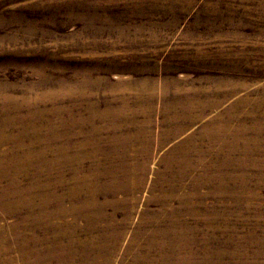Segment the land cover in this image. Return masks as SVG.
Listing matches in <instances>:
<instances>
[{"label":"rangeland","instance_id":"rangeland-1","mask_svg":"<svg viewBox=\"0 0 264 264\" xmlns=\"http://www.w3.org/2000/svg\"><path fill=\"white\" fill-rule=\"evenodd\" d=\"M0 264H264V0H0Z\"/></svg>","mask_w":264,"mask_h":264},{"label":"bare ground","instance_id":"bare-ground-1","mask_svg":"<svg viewBox=\"0 0 264 264\" xmlns=\"http://www.w3.org/2000/svg\"><path fill=\"white\" fill-rule=\"evenodd\" d=\"M60 81V80H59ZM61 83V82H60ZM3 101H5V102H8V103H10L11 101H12V99L10 98V97H7V96H5L4 98H3ZM261 103V102H260ZM244 109V108H243ZM255 125V124H254ZM257 126H259L258 128H257V130H255V129H253V131H254V133H256V131L257 132H259L260 133V135L263 133L262 132V130H261V128L263 127H261V123L259 124V125H257ZM219 127H224V125L222 124V125H220V126H218L216 129H218ZM261 127V128H260ZM252 128V127H251ZM206 131V130H205ZM209 131V130H208ZM207 131V132H208ZM245 131L246 132H248V130H247V128L245 129ZM250 131V130H249ZM234 132V131H233ZM235 133V132H234ZM231 143V142H230ZM222 146H224V143L223 144H221ZM252 146V145H251ZM235 147V146H234ZM246 147V146H245ZM221 149V148H220ZM219 149V150H220ZM229 149V148H228ZM172 150V149H171ZM170 150V151H171ZM175 161V160H174ZM176 162V161H175ZM222 163V162H221ZM175 164V163H174ZM177 164V166H178V162L176 163ZM225 164H226V162H225ZM183 166L184 165H182L181 167L183 168ZM188 166V165H187ZM170 169V168H169ZM179 169V168H178ZM181 169V168H180ZM143 171H145V168H143V166L141 165V164H137V165H133V169L131 170V171H129V172H125V176H126V180L127 181H129V182H131L132 184L134 183V185H133V187L132 188H137V189H140L141 187V185L143 184L142 182L144 181V175H143ZM185 171V170H184ZM181 175V173H179V171L178 172H176L175 171V173H173V177L171 178V179H167L166 177H164V179L162 178V177H160V176H157V178H158V180H160L161 178L163 179V182H170V183H172V184H177L178 182H180V176ZM184 175H185V172H184ZM176 178V179H175ZM131 186V185H130ZM170 194H172V193H170ZM173 195H175V194H173ZM159 197H161V196H159Z\"/></svg>","mask_w":264,"mask_h":264},{"label":"crops","instance_id":"crops-1","mask_svg":"<svg viewBox=\"0 0 264 264\" xmlns=\"http://www.w3.org/2000/svg\"><path fill=\"white\" fill-rule=\"evenodd\" d=\"M91 214H92L91 212H90V216H89V214H87L89 216V218H91ZM85 215H86V213H85Z\"/></svg>","mask_w":264,"mask_h":264}]
</instances>
